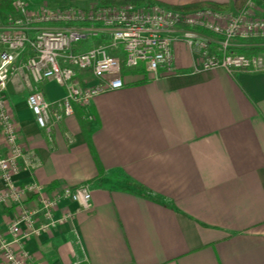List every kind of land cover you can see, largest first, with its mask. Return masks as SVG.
<instances>
[{"label": "crops", "instance_id": "1", "mask_svg": "<svg viewBox=\"0 0 264 264\" xmlns=\"http://www.w3.org/2000/svg\"><path fill=\"white\" fill-rule=\"evenodd\" d=\"M101 1L28 0V6L87 8ZM255 2L264 17V0ZM13 12L11 0H0L2 30ZM174 52L175 74L124 72L121 89L94 99L91 119L73 105L65 125L50 132L34 121L28 96L15 99L7 89L20 141L34 158L15 181L51 193L87 184L92 196L91 210L62 204L55 218L71 213L65 224L24 242L30 264H264V72H193L196 55L184 44ZM34 87L63 104L57 83ZM18 214L12 205L0 207L1 233Z\"/></svg>", "mask_w": 264, "mask_h": 264}, {"label": "built area", "instance_id": "2", "mask_svg": "<svg viewBox=\"0 0 264 264\" xmlns=\"http://www.w3.org/2000/svg\"><path fill=\"white\" fill-rule=\"evenodd\" d=\"M11 4L14 12L7 18L9 25L0 28V182L6 187H0V207L12 205L19 214L6 233L0 232V264H30L24 242L65 224L71 213L55 218L62 204L92 209L87 184L51 193L35 182L20 185L15 181L21 165L34 158L20 141L19 125L10 109L7 89L14 79L20 77L30 88L27 107L38 127L50 132L65 125L63 118L72 115L73 105L91 119L87 112L94 99L123 87L122 65L154 75L175 74L177 44L186 45L196 55L193 72H264V54L237 52L249 47L246 39H264V17L255 0H248L241 9L220 11H185L143 2L37 11L29 8L28 0H11ZM86 41L92 42L91 48L77 52ZM23 69L28 71L27 78ZM82 72L90 73L91 80L78 79ZM48 81L64 89L62 105L49 101L34 87ZM24 197L36 198L35 208L26 205Z\"/></svg>", "mask_w": 264, "mask_h": 264}, {"label": "trees", "instance_id": "3", "mask_svg": "<svg viewBox=\"0 0 264 264\" xmlns=\"http://www.w3.org/2000/svg\"><path fill=\"white\" fill-rule=\"evenodd\" d=\"M129 1H112V0H102V4H124ZM133 3H137L134 1H130ZM248 0H235V4H233V7L235 9H241L245 3H247ZM139 3V2H138ZM176 9H181L185 11H190V10H196V9H203V8H210V9H216V10H222V9H227L228 4H220V3H213V2H202V3H195V4H190V5H184V6H178L174 7ZM246 45L249 47H243L237 49L238 53L241 54H246L247 56H252V55H258V54H264V39H250V40H245L244 41ZM92 42L91 41H86L84 42L79 48L76 49L77 52H83L91 48ZM113 56L121 55V53H112ZM123 67V72H128L130 71L128 68ZM139 70V69H137ZM87 74V75H86ZM88 72H82L81 74L78 75V79L82 80L83 78H88Z\"/></svg>", "mask_w": 264, "mask_h": 264}, {"label": "rangeland", "instance_id": "4", "mask_svg": "<svg viewBox=\"0 0 264 264\" xmlns=\"http://www.w3.org/2000/svg\"><path fill=\"white\" fill-rule=\"evenodd\" d=\"M79 4L77 5H74V6H78ZM80 6V5H79ZM29 53V52H26V53H23V56L25 58V60L27 59L26 58V54ZM18 79L15 80L14 83H12L16 88H9L8 89V95H12L13 97H15V99H23V98H27V95L29 94L30 90H28L27 88L23 87L24 83L22 82V80L20 79V77H17ZM11 84V83H10Z\"/></svg>", "mask_w": 264, "mask_h": 264}]
</instances>
